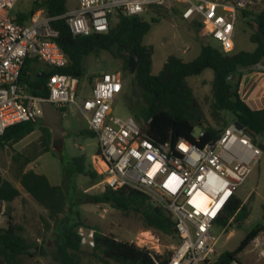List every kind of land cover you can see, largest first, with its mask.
<instances>
[{"label": "built area", "instance_id": "2783aa9c", "mask_svg": "<svg viewBox=\"0 0 264 264\" xmlns=\"http://www.w3.org/2000/svg\"><path fill=\"white\" fill-rule=\"evenodd\" d=\"M19 1L42 0H0V135L15 124L39 123L45 101L65 112L69 105L75 106L98 139L93 169L100 182L114 190L127 186L142 191L172 217L180 241L167 262L157 264H212L219 256L213 231L229 227L220 226L218 220L257 165L262 150L235 122L202 146L199 142L205 132L201 129L195 142L180 139L156 144L131 115L114 113L125 85L120 71L95 77L91 96L78 103L77 78L50 73L67 62L51 22L64 19L74 36L105 34L113 15L141 16L153 8L180 5L183 20L199 22L223 51L231 52L242 11L254 6L259 11L264 0H76L75 7L61 16L49 17L40 9L25 23L17 22L13 14ZM28 59L50 68L47 98L33 95L31 86L21 79ZM5 211L6 202L0 199V228ZM78 233L81 241L94 245V230L85 233L80 228ZM129 243L150 251L152 257L161 254L160 239L151 229L140 231ZM251 245L264 262V234L252 239Z\"/></svg>", "mask_w": 264, "mask_h": 264}, {"label": "trees", "instance_id": "16d2710c", "mask_svg": "<svg viewBox=\"0 0 264 264\" xmlns=\"http://www.w3.org/2000/svg\"><path fill=\"white\" fill-rule=\"evenodd\" d=\"M69 1L35 2L29 11L15 14L16 21L25 23L40 9H43L49 17L61 16L68 12ZM113 16L110 18L107 33H92L88 36H74L64 19H54L51 26L59 33L56 41L64 51L67 62L64 67L53 69L50 73L65 74L79 79L85 72V59L91 55L98 57L102 51H106L122 63L124 72L132 75L129 93L123 97L124 106L140 125L143 133L156 144H174L180 139L195 142L194 131L199 128L205 132L199 142L202 146L219 138L230 123L237 121L243 125L245 133L251 137L252 142L262 147L258 138L264 134V108H251L243 101L240 94V77L255 71L238 72L236 66L254 64L264 56V6L259 11L244 10L240 16L251 20L252 25L255 26V31L249 34L250 41L256 45L253 51L234 52V47L233 51L225 52L219 45L216 47L206 44L202 46L199 56L192 61H184L174 55L169 56L156 75L151 72L153 49L143 44V38L149 32L152 22H157L158 19L153 18L149 22L140 16L118 14L117 22L112 24ZM194 23L203 28L199 22ZM133 49L138 55L134 72L128 67L129 55ZM38 63L35 59L26 60L21 79L31 86L30 92L33 95L47 98L48 73L34 71V66ZM206 69H211L214 76L210 95L200 101L187 78L201 75ZM30 72H34V75L31 76ZM43 73L44 76L40 77ZM232 74L235 77L231 80ZM37 124L23 122L7 128L0 135V149L12 147L22 141L35 131ZM40 131L41 148L45 153L50 152L51 132L41 126ZM82 133L96 137L88 128ZM14 161L16 162L17 158H14ZM72 163L74 170L89 177L99 190L98 194L86 195L92 204L105 205L126 214L137 215L145 229H151L162 236H171L179 243L172 217L150 196L127 186L117 190L110 188L106 183L100 182L101 177L93 168H86L83 157H74ZM17 178L24 191L46 211L47 217L42 220L47 227L49 220L55 221L65 213L69 197L60 185L51 184L45 175L33 170H20ZM19 196V189L0 175V199L4 200L7 206L5 211L7 223L0 228V264H21L22 257L31 255L37 246L26 236L25 227L12 220L10 204ZM75 213L77 219L58 234V253L64 264H88L84 260L85 252L78 233L85 225L80 221L78 211ZM249 215L248 206L234 196L228 203L224 215L218 220V224L240 228ZM262 229L261 226H255L249 230L235 250L221 253L212 264L240 262L239 254ZM94 230L92 252L104 264L165 263L172 254L171 252L166 259L160 254L152 257V253L144 248L119 241L113 236L102 234L97 229Z\"/></svg>", "mask_w": 264, "mask_h": 264}, {"label": "rangeland", "instance_id": "374dc122", "mask_svg": "<svg viewBox=\"0 0 264 264\" xmlns=\"http://www.w3.org/2000/svg\"><path fill=\"white\" fill-rule=\"evenodd\" d=\"M76 3V0H70L68 8L75 7ZM32 5L33 3L29 1H19L13 9V14L29 11ZM256 9H260L259 6H254L253 11ZM181 12L182 6L171 5L166 8L151 9L140 16L149 22L153 18L158 19L157 22H152L149 32L143 38V44L153 49L151 72L154 75L161 71L167 58L171 55L184 61H192L199 56L202 46L212 44L218 47L217 42L209 37L205 29L198 27L192 21L183 20ZM116 22V15H114L112 24ZM253 31H255V26L252 25L251 20L239 19L234 38V52L255 49L256 45L250 41L249 37ZM84 67V75L77 79L79 87L76 101L80 103L91 96L93 80L99 74L120 71L125 78V86L123 93L114 104V113L119 117L130 115L124 106L123 97L129 93L132 75L123 71L122 63L114 59L108 52L102 51L98 57L93 55L87 57ZM37 70L47 72L50 68L39 62L34 66V71ZM30 75H34V72H30ZM213 76V71L206 69L201 75L187 78L200 101L210 95ZM63 125L66 136L62 160L52 149L46 153L42 150L40 121L32 134L12 147L0 149V175L20 191V196L10 204L12 220L23 225L26 236L37 244L31 255L22 257L21 264H64L58 253V234L77 219L76 211L79 213L80 221L85 225L82 227L85 233L97 229L102 234L113 236L119 241L129 242L145 229L139 216L126 214L109 206L95 205L89 201L86 195L98 194L99 190L94 181L74 170L72 159L83 157L86 168L92 169L99 147L98 139L82 133L87 129V123L73 105L66 108ZM198 133L199 128H196L194 135H198ZM258 140L262 145V147L258 146L262 150L261 156L253 171L239 186L235 194L248 206L250 215L240 228L229 226L225 231L214 229L213 233L217 237L218 255L235 250L246 233L255 226L263 228L257 236L264 234V134ZM14 158H17L16 162ZM20 170H33L43 174L51 184L60 185L68 194L69 203L65 213L55 221L49 220V227L42 220L47 217L46 211L20 185L17 178ZM6 223L7 216H5L4 226ZM157 236L162 245L160 255L166 259L178 244V240L171 236L159 234ZM81 244L85 252L84 260L88 264H104L93 254L91 245L83 241ZM252 249L253 246L250 242L247 248L239 254L240 262L242 264H264L259 259L257 252Z\"/></svg>", "mask_w": 264, "mask_h": 264}, {"label": "water", "instance_id": "95a60500", "mask_svg": "<svg viewBox=\"0 0 264 264\" xmlns=\"http://www.w3.org/2000/svg\"><path fill=\"white\" fill-rule=\"evenodd\" d=\"M138 62V55L133 49L129 55L128 67L134 72ZM236 69L238 72H247V71H264V56H262L258 62L249 65L237 64ZM43 74H40V77H43ZM235 77L234 74L230 76L232 80ZM42 108L44 112L43 118L40 120L41 127L48 128L52 135V150L57 154L58 158L62 160L64 158L63 147L64 140L66 136V130L63 125L64 114L63 111L56 108L50 102H43ZM238 129H243V125L239 122H235Z\"/></svg>", "mask_w": 264, "mask_h": 264}, {"label": "crops", "instance_id": "0c3cea01", "mask_svg": "<svg viewBox=\"0 0 264 264\" xmlns=\"http://www.w3.org/2000/svg\"><path fill=\"white\" fill-rule=\"evenodd\" d=\"M240 94L251 108H264V71L243 74L240 77Z\"/></svg>", "mask_w": 264, "mask_h": 264}]
</instances>
